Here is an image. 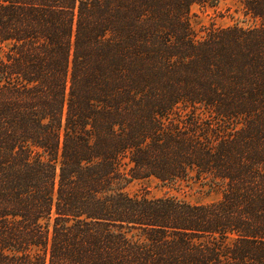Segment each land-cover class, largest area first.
Returning <instances> with one entry per match:
<instances>
[{"label": "trees", "instance_id": "trees-1", "mask_svg": "<svg viewBox=\"0 0 264 264\" xmlns=\"http://www.w3.org/2000/svg\"><path fill=\"white\" fill-rule=\"evenodd\" d=\"M217 1L0 0V264H264V0L197 38Z\"/></svg>", "mask_w": 264, "mask_h": 264}, {"label": "rangeland", "instance_id": "rangeland-1", "mask_svg": "<svg viewBox=\"0 0 264 264\" xmlns=\"http://www.w3.org/2000/svg\"><path fill=\"white\" fill-rule=\"evenodd\" d=\"M189 22L197 38L203 37L210 28L227 26L252 28L259 25L258 18L250 15L240 0L193 4L189 12ZM123 191L137 197L172 196L190 203H207L220 197V191L216 187L210 186L204 177L193 172L186 178L174 182H161L152 176L133 178L124 184Z\"/></svg>", "mask_w": 264, "mask_h": 264}]
</instances>
